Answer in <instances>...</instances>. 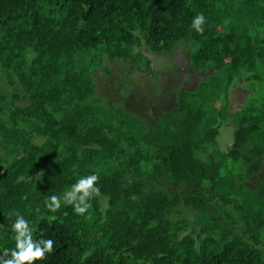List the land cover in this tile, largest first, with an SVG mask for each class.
I'll list each match as a JSON object with an SVG mask.
<instances>
[{
	"label": "trees",
	"instance_id": "trees-1",
	"mask_svg": "<svg viewBox=\"0 0 264 264\" xmlns=\"http://www.w3.org/2000/svg\"><path fill=\"white\" fill-rule=\"evenodd\" d=\"M200 13L203 35L192 27ZM262 25L264 0H0V63L8 73L20 70L24 90L13 94L12 108L0 96V150L6 152L0 156V256L16 247L12 225L19 212L34 242L54 241L53 251L34 264H264L256 247L264 229V181L252 190L219 192L221 164L197 156L218 135L219 113L210 104L241 70L264 65V45L251 36ZM183 41L194 47V63L215 75L195 91L181 90L177 108L156 127L147 130L121 110L90 101L94 84L78 64L83 52L127 58L129 46H144L169 54ZM29 50L35 56L26 76L20 58ZM263 126L264 104H251L225 155L251 175L264 166ZM37 137L46 140L37 144ZM93 174L102 195L90 201L88 213L76 214L63 200L57 212L46 207L49 197L63 198ZM163 179L195 193L181 197L148 182ZM206 183L239 212L254 244L237 236L220 241L210 232L179 237L171 218L180 205L198 212ZM103 197L111 207L107 219Z\"/></svg>",
	"mask_w": 264,
	"mask_h": 264
},
{
	"label": "rangeland",
	"instance_id": "rangeland-1",
	"mask_svg": "<svg viewBox=\"0 0 264 264\" xmlns=\"http://www.w3.org/2000/svg\"><path fill=\"white\" fill-rule=\"evenodd\" d=\"M253 39L264 45V25L251 29ZM131 56L115 57L109 52L92 50L78 56L80 69L85 71L93 81L94 93L90 101L102 106L106 110H121L129 117L141 122L144 127L152 129L159 125L177 108L181 90L195 91L202 82L215 75L209 67L197 66L193 61L194 47L186 41L177 45L169 54H155L144 46H129ZM35 54L29 50L20 58L24 73L30 76V68ZM20 70L11 68L8 73L0 63V96L9 102L7 108H12V96L17 92H24L21 88ZM264 104V65L257 71L241 70L219 99L210 104V108L218 110V135L214 143H206L197 153L203 161H215L221 164L222 186L219 192H230L234 189H256L264 181V166L261 171L251 175L244 165L225 158L229 148L234 143V134L241 116L247 108ZM8 120V116H2ZM180 115L171 117L174 128L179 127ZM264 127V126H263ZM129 133V132H128ZM45 137H37L35 142L42 144ZM125 148L129 151L128 146ZM0 156L6 157V152L0 150ZM151 188L186 196L195 193L186 184H177L165 179L158 182L148 180ZM206 192L201 196L203 205L197 212L191 207L180 205L172 216L179 237L212 233L215 238L224 241L230 237H241L250 244H254L244 226L239 212L232 204L223 202L216 192L211 191L206 183ZM63 200V198H61ZM101 212L107 219L111 209L107 197L101 199ZM256 247L264 256V229L258 234Z\"/></svg>",
	"mask_w": 264,
	"mask_h": 264
},
{
	"label": "clouds",
	"instance_id": "clouds-1",
	"mask_svg": "<svg viewBox=\"0 0 264 264\" xmlns=\"http://www.w3.org/2000/svg\"><path fill=\"white\" fill-rule=\"evenodd\" d=\"M205 23L206 17L200 13L194 18L192 27L203 35ZM42 176V172L38 174V178H42ZM98 182L99 176L95 174L80 178L69 190L65 191L63 203L72 205L78 215L88 213L89 209L92 208L90 201L102 195L100 187L97 186ZM46 207L52 212H57L61 208L60 197L55 195L49 197L46 201ZM14 214L16 220L12 225V230L15 233L16 247L13 250H4V255L0 256V264H34L37 260L45 259L46 253L53 251L54 241L46 239L40 240L39 243L34 242L29 222L19 212ZM87 218L91 219V215L89 214ZM51 219L54 220L55 217ZM9 253L10 258H6L9 257Z\"/></svg>",
	"mask_w": 264,
	"mask_h": 264
}]
</instances>
